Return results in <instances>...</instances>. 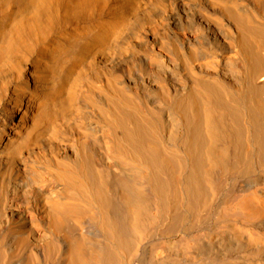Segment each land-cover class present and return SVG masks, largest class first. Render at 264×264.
<instances>
[{
    "label": "bare ground",
    "instance_id": "6f19581e",
    "mask_svg": "<svg viewBox=\"0 0 264 264\" xmlns=\"http://www.w3.org/2000/svg\"><path fill=\"white\" fill-rule=\"evenodd\" d=\"M0 264H264V0H0Z\"/></svg>",
    "mask_w": 264,
    "mask_h": 264
}]
</instances>
